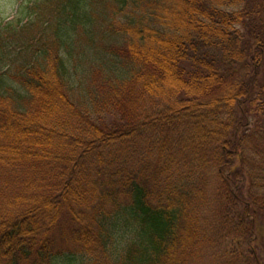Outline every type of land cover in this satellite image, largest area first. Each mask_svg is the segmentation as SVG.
I'll return each instance as SVG.
<instances>
[{
    "label": "trees",
    "instance_id": "trees-1",
    "mask_svg": "<svg viewBox=\"0 0 264 264\" xmlns=\"http://www.w3.org/2000/svg\"><path fill=\"white\" fill-rule=\"evenodd\" d=\"M135 135L155 160L93 180ZM214 186V256L257 260L264 0H27L1 22L0 264H49L67 210L80 264H200Z\"/></svg>",
    "mask_w": 264,
    "mask_h": 264
},
{
    "label": "rangeland",
    "instance_id": "rangeland-1",
    "mask_svg": "<svg viewBox=\"0 0 264 264\" xmlns=\"http://www.w3.org/2000/svg\"><path fill=\"white\" fill-rule=\"evenodd\" d=\"M27 0H0V24L1 22H8L10 20H13V18H17L19 14V9L21 5L26 2ZM20 16V15H19ZM16 20V19H15ZM83 68V67H81ZM78 70V69H76ZM82 69H79V71H75L76 74L81 73ZM82 76L80 77V79ZM83 80V79H82ZM80 80L76 81V86L80 84ZM108 121L111 122L112 118L107 117ZM153 140L150 139L148 136H133L129 139L128 143L117 144L115 147L110 148L108 150L103 151L101 155L98 153H94V155L90 158L91 166L89 167L91 171V176L93 180H101L103 177H106V173H112L115 174L116 168L118 166H123V163L129 164V163H135L136 166H142L147 160H155L156 158V151L155 149H151V146L153 144ZM121 148V151H120ZM114 157H119V160L115 161H121V163L115 162L111 165V162L113 161ZM113 158V159H111ZM111 159V160H110ZM87 162H89L87 160ZM126 165V164H124ZM101 169H104V173L101 172ZM106 181V180H105ZM216 186V185H215ZM212 188V194L214 196V200L211 202V205L208 207V220L213 222V227L210 230V234L212 235L211 239L213 240L208 249H205L206 257L205 260H202L200 264H225L222 261L218 260V256L222 255L223 251L227 249L226 245V238H223L222 235H224L227 231L221 229V223L219 225H215V222H217V217H215L216 211L218 209V206L220 203H218V197L216 196V190ZM217 187V186H216ZM110 187H101L100 191L102 194V191L109 189ZM89 205V203L82 201V207L87 208L86 204ZM98 203L93 202L91 205V208L96 206ZM113 203L111 200L107 203L106 208H112ZM78 207V208H77ZM75 207V210L79 212L81 206ZM93 212V211H92ZM88 214H90L88 212ZM93 215V213H92ZM99 216V215H98ZM76 221L73 219V215L69 210H67L66 214H62L59 222L58 227L55 232L56 237V243L53 247V257L49 264H80L81 259L83 257L75 256V254H72V252L69 253V251H72L74 248V244L72 242H69L67 240L66 233L71 227L76 226ZM223 225V224H222ZM221 237V238H220ZM239 249H243V245L239 243ZM253 250L257 253V260L252 259L249 256H246L245 253L242 255L244 257L242 262L238 261L239 263L235 264H264V229H263V236H261L256 244L253 245ZM218 255V256H214ZM250 261V263L248 262Z\"/></svg>",
    "mask_w": 264,
    "mask_h": 264
}]
</instances>
